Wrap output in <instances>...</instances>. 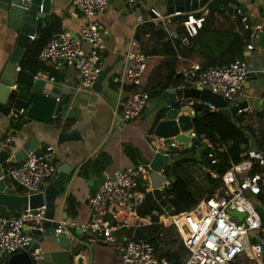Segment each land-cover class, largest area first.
<instances>
[{
	"label": "built area",
	"instance_id": "2783aa9c",
	"mask_svg": "<svg viewBox=\"0 0 264 264\" xmlns=\"http://www.w3.org/2000/svg\"><path fill=\"white\" fill-rule=\"evenodd\" d=\"M173 1L200 4L202 0ZM213 1L210 0L195 11H181L174 3L173 12L169 13L168 0H128L127 9L144 11L148 15V23L154 24L158 31L166 35V40L182 65L179 76L184 83L190 82L198 89L221 96L229 102L230 107L239 108L234 120L244 118V126L256 129L260 123L264 124V96L258 99L248 95L245 90L248 83L264 75V64H250L245 59H236L224 66H203L188 61L180 53L189 47L190 41L204 28ZM110 3L111 0H72V7L81 11L86 20L80 33L76 37L67 32L55 35L39 54V61L54 72L65 67L77 72L78 92L93 90L103 73V54L107 50L105 38L108 32L96 19L107 12ZM229 7L235 10L240 19L242 33L249 34L250 41L245 51L250 55L255 50L259 34L264 31V18L252 22L237 6ZM261 11L264 15V3ZM40 12H43L42 6ZM37 37L32 36L31 41ZM133 48L124 54L123 71L113 79L117 85L134 86L132 95L122 101L120 106V122L123 123L139 119L151 99L150 94L142 88L149 57L144 51H134ZM37 78H47L51 82L56 80L48 71L38 73L34 76V79ZM257 102L261 104V118H258ZM195 103L219 113V107L210 102L180 101V105L189 106L192 110ZM243 103H246V107H241ZM23 113L24 110L14 111L13 122L21 119ZM189 138L199 139L191 149L194 148L200 156L204 155L203 158L209 163L204 171L206 178L219 183L215 192L203 198L194 210L170 216L162 208V212L153 211L151 215L142 217L139 209L146 200L143 188L151 186L152 169L150 163L138 164L114 174L108 173L104 177L98 192L90 200L91 215L86 225L77 226L74 222L60 221L56 233L62 234L69 226L77 227L89 239L80 243L86 245L104 241L115 246L122 264H172L166 258H158L155 248L147 241L129 237L118 240L115 236L124 229L150 226L154 223L153 219L157 218L158 223L164 227L175 226L179 231L188 232L184 244L189 253L181 264H259L264 256V149H259L256 142L251 140L247 150L242 151L240 161L229 162L228 169L221 173L220 164L223 155L227 154V147L214 144L206 137L200 139L193 130ZM149 140L157 151L167 150L169 144L180 146L176 141L170 142L154 135ZM12 143V138H8L5 145ZM55 154L54 146L40 147L24 161L10 164L5 175L27 195L38 193L59 172ZM169 185L168 182L165 187ZM235 212L244 214V218L240 220L234 215ZM45 214L46 207L28 210L13 217L4 216L0 212V264H5L4 256H12L31 247L34 239L29 230L44 231ZM182 219L185 223L180 226L179 221ZM29 254L33 264L44 263L46 253L43 250L35 249Z\"/></svg>",
	"mask_w": 264,
	"mask_h": 264
},
{
	"label": "crops",
	"instance_id": "0c3cea01",
	"mask_svg": "<svg viewBox=\"0 0 264 264\" xmlns=\"http://www.w3.org/2000/svg\"><path fill=\"white\" fill-rule=\"evenodd\" d=\"M9 3L10 0H0V79L13 54L19 36L17 32L9 27L7 15V4ZM263 3L264 0H238L237 7L241 8L252 22H259L264 18L261 11ZM127 7H129L128 0H111L107 12L96 19V22L103 24L108 32L105 38L107 50L103 54V72L107 70L108 75L98 91L93 88L91 91L78 92L76 90L79 83L77 72L65 67L63 70L55 72V75L52 74L56 79L54 82L47 78H37L33 80V85L30 88H18V86L16 88L20 92V97H27L31 91H36L55 97L59 102H63L64 107L60 123L56 121L58 118L54 119L51 126L32 123L29 125V129L33 131L23 130L22 134L24 135L21 137L16 133L10 135V131L13 130L10 122L0 121V150L12 148L14 153H18L23 144L34 133L38 141L44 143L42 147L54 146L56 148L55 162L58 170L65 164L69 166L70 172L63 192L57 200V221L74 222L77 226H83L89 222L91 215L90 200L98 192L104 177L108 173L114 174L134 165L125 154V146L134 147L139 152L140 159L149 163L157 153L149 138L153 135L152 128L158 114L165 107L162 96H160L161 101L156 104L150 114L147 115L150 109L148 105L139 119L127 123L120 122L121 103L132 95L133 89L128 86L124 89V85L113 83V79L123 71L124 54L135 46L140 47L141 51H144L149 57L148 73L143 81L142 88L145 90L147 87L150 88L153 83L156 86L164 82L167 75L165 63L168 62L166 61L164 47L166 42L153 35L147 38L146 33H144L146 31L144 25L148 23V15L144 11L137 10L135 12L133 8L128 10ZM220 17H224L229 22V26L222 29L217 27L219 30H234L237 34H243L238 19L235 18L234 22L225 15L219 16L217 19ZM56 19L59 20L64 32L74 35L80 33L81 27L86 21L81 11L72 7V0H52L50 12L44 25ZM136 35L139 36V39H136ZM216 55L215 50L213 52L205 51L201 55L189 56L186 59L202 64L209 56L214 57ZM243 55L244 59L250 64L257 62L264 64V31L259 34L258 40L255 42V50L250 55L247 51H244ZM181 66L178 63V78H180ZM47 71L49 73L53 72L51 69ZM151 75L153 76L151 77ZM256 79L257 81H252L246 85L245 91L248 95L261 99L264 96V75H259ZM257 112V114L261 112L260 102H257ZM67 120L69 123H73V126L66 131L64 123ZM75 131L80 134L79 140L67 142L61 146L57 145L58 134H70ZM8 138L13 140L11 145H5ZM100 151H105L111 156L112 163L108 170L101 178L92 177L90 180L82 178L80 175L81 168ZM170 156L173 162L174 159H180L181 154L171 153ZM139 164L144 163L140 161ZM9 165L10 163L3 165L5 173ZM57 175L47 185L51 184L57 178ZM10 181L13 193L19 194L17 186L12 180ZM168 182L170 183L166 179V184ZM189 183L191 184V182ZM150 187L152 189V186ZM69 198L75 199L78 205V217L75 221L71 220L66 214ZM13 216L7 214V217ZM115 236L117 237V234ZM84 240L88 241L89 239L86 236H76V241L72 240L71 242L72 247L63 249L56 246L53 239H46L39 248L46 253L43 264H76V258L81 252V246L78 242H84ZM118 240L120 239L118 238ZM88 244L82 247L86 264H122L115 246L104 241ZM76 247H79L78 255L74 254V248ZM259 264H264V256Z\"/></svg>",
	"mask_w": 264,
	"mask_h": 264
},
{
	"label": "water",
	"instance_id": "95a60500",
	"mask_svg": "<svg viewBox=\"0 0 264 264\" xmlns=\"http://www.w3.org/2000/svg\"><path fill=\"white\" fill-rule=\"evenodd\" d=\"M210 0H202L201 3L187 1L185 4L180 1L168 0V12H173L172 4H176L181 11H195L198 7L205 6ZM52 0H10L7 4V15L9 27L19 34L17 44L13 54L4 70L0 79V121L10 122L13 130L10 135L15 133L23 137V130H30L29 125L32 123H41L51 126L55 118H61L64 107L63 102L55 97L48 96L36 91H31L27 97H20L18 86V77L21 71V65L26 56L27 48L31 44L32 36H39L47 15L50 12ZM41 6L43 12H40ZM220 8L216 7L214 11ZM136 10V8H133ZM223 12L224 10H220ZM73 37L76 35L71 34ZM108 75V71H104L96 81L94 90L98 91L102 82ZM162 100L165 107L161 109L160 115L162 118L156 124L153 135L157 138H162L170 142H178L180 146L168 145L166 149H160L155 153L150 166L152 169L151 186L155 200L161 208H164L170 216L175 215V210L171 204H168L163 198V190L166 185V175L164 174L165 167L171 164V153L181 154L192 148L199 141L198 138H189V133L194 129V119L196 112L189 106L180 105V101L202 100L213 103L219 107V114L226 120L232 121L236 118L238 107H230L227 100L219 95L212 94L208 90H201L192 86L190 82H185L183 88H171L164 92ZM241 107H246L243 103ZM24 110L23 116L16 122L12 120L14 111L20 112ZM205 136L200 137L204 139ZM80 139L78 132L70 134H58L57 145L61 146L67 142H73ZM44 146L40 143L34 133L31 134L18 153H14L12 148L0 150V212H15L23 213L28 210H36L41 207H46L44 231L40 229L29 230L33 236L34 242L30 248L24 249L12 256H4L6 264H33L30 252L39 249L41 244L46 239H53V243L63 249L71 248V242L76 241V236H83L77 227L69 226L62 234L56 233V228L59 227L60 221L56 220V205L57 200L61 197L64 189L67 176L70 172L67 164L60 167L57 178L38 193L30 195L14 194L10 186V179L5 175L3 165L16 164L24 161L27 156ZM243 151L247 150L244 146ZM176 172L175 166L172 165V174ZM234 215L242 220L244 214L235 212ZM80 254L76 258V264H86L85 256L83 255V244Z\"/></svg>",
	"mask_w": 264,
	"mask_h": 264
},
{
	"label": "trees",
	"instance_id": "16d2710c",
	"mask_svg": "<svg viewBox=\"0 0 264 264\" xmlns=\"http://www.w3.org/2000/svg\"><path fill=\"white\" fill-rule=\"evenodd\" d=\"M238 0H214L211 5V14L205 23L204 28L199 32L198 36L190 41V45L186 49H182L180 53L183 57L201 55L203 52H217V55L209 56L202 62L203 66H224L228 65L236 59H244V51L249 44V34L243 33L237 34L234 30H219L216 27L217 17L225 15L224 10L230 5L238 6ZM216 7L220 9L214 11ZM238 9H241L238 7ZM240 23V19L238 21ZM146 28V35L155 36L161 41H165V55L168 62L165 63L167 67V75L164 82L158 85L152 84L150 88L147 87L145 91L150 94V98L160 97L165 91L171 88H178L184 85L182 78H178L177 66L180 63L177 60V54L166 40V35L161 31H158L156 26L151 23L144 25ZM64 32L58 19L47 22L42 28L37 39L28 46L26 56L21 65V71L18 77V87L30 88L33 85L34 76L41 71L50 70L48 66L39 61V54L44 46L57 34ZM136 39L139 36L136 35ZM134 51L141 50L140 47H134ZM149 64V62H148ZM148 68L143 76V81L146 79ZM52 74H56L54 71ZM153 75H151L152 77ZM150 77V78H151ZM134 88L131 84H125L126 87ZM196 112V118L194 119V133L198 137L205 136L214 144L224 145L227 147V154L223 155L222 162L220 164V172L224 173L228 167L229 162H239L240 155L244 146L250 145V141L254 140L259 149H264V124L260 123L256 129L250 128L248 125H243L244 118H237L236 120L228 121L219 113L211 112L206 107L197 103L193 106ZM162 118L160 113L158 114L155 124L152 128V134L158 121ZM258 118H261V114H258ZM60 123V118L56 120ZM65 129L70 130L73 123H69L67 120L65 123ZM125 154L128 158L138 165L144 163L149 164L148 161L140 159L139 152L132 146H125ZM195 149H190L184 153H181L180 159H174L169 166L165 167L164 174L167 178H171L170 185L166 186L163 190V198L171 204L175 210L176 215H180L186 212L194 210L199 202L204 197H209L215 192V187L219 185L216 180H212L207 177L210 184V188L204 194V197L197 199L190 188V183L185 179L179 177V173L184 166L190 163H196L200 169L205 171L209 165L207 161L201 156L200 161L194 158ZM190 155V156H189ZM111 156L105 151H100L94 158L86 162L81 168L80 175L86 180H90L92 177L101 178L111 165ZM17 164V163H16ZM15 164V165H16ZM172 165L175 166L176 172L172 174ZM18 193L25 195L26 192L17 186ZM146 194V200L143 206L139 209V214L142 217L151 215L153 211L162 212V208L155 200L152 189L148 185L143 188ZM4 216L11 214L14 216L19 215L15 212L2 213ZM66 214L71 220L75 221L78 217V205L75 199L69 198L66 206ZM154 223L150 226L141 227L138 229L121 230L117 232V237L123 239L124 237L133 238L135 240H143L151 243L156 250L158 258H166L172 264H181L189 250L186 248L184 242L181 240L179 233L173 227H164L158 224L157 219H153ZM119 235V236H118ZM74 254H79V247L74 248Z\"/></svg>",
	"mask_w": 264,
	"mask_h": 264
},
{
	"label": "rangeland",
	"instance_id": "374dc122",
	"mask_svg": "<svg viewBox=\"0 0 264 264\" xmlns=\"http://www.w3.org/2000/svg\"><path fill=\"white\" fill-rule=\"evenodd\" d=\"M224 12H225V17H227L231 21L235 22V18H236V20L238 19V21H239V18L236 16V12L234 9H232L228 6L224 9ZM220 16H222V15H220ZM228 23L229 22L226 21V19L224 17H220L216 20V27H220L222 29V28L229 26ZM160 101H161L160 97H154V98L150 99V104H149L150 109L148 110L147 115L150 114V112H152V110H154V108L156 107V104ZM152 106H153V108H152ZM194 158L199 161L200 160V154L194 153ZM202 176H203V178H202ZM179 177L185 179L187 182H191L190 188L192 190V193L194 194V196L197 199L204 197V194L211 187L209 182H208V179L205 176L204 171L201 170L200 167H198V164H196V163H190V164L184 166L183 169L181 170V172L179 173ZM167 179L170 180L171 178H167ZM260 213H261V211H260ZM182 223L183 224L185 223L184 220L182 221ZM174 228L177 230L181 240L184 242V238L188 235L187 234L188 232L187 231H184V232L179 231V229L175 226H174Z\"/></svg>",
	"mask_w": 264,
	"mask_h": 264
},
{
	"label": "bare ground",
	"instance_id": "6f19581e",
	"mask_svg": "<svg viewBox=\"0 0 264 264\" xmlns=\"http://www.w3.org/2000/svg\"><path fill=\"white\" fill-rule=\"evenodd\" d=\"M182 221H183V219L179 221V225L180 226L183 225Z\"/></svg>",
	"mask_w": 264,
	"mask_h": 264
}]
</instances>
